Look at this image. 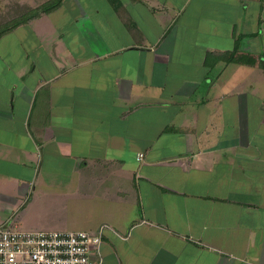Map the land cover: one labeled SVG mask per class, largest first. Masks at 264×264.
Returning <instances> with one entry per match:
<instances>
[{
	"label": "crops",
	"instance_id": "0c3cea01",
	"mask_svg": "<svg viewBox=\"0 0 264 264\" xmlns=\"http://www.w3.org/2000/svg\"><path fill=\"white\" fill-rule=\"evenodd\" d=\"M51 1L0 0L2 21ZM252 7L63 0L2 34L0 225L100 232L102 264H264Z\"/></svg>",
	"mask_w": 264,
	"mask_h": 264
},
{
	"label": "built area",
	"instance_id": "2783aa9c",
	"mask_svg": "<svg viewBox=\"0 0 264 264\" xmlns=\"http://www.w3.org/2000/svg\"><path fill=\"white\" fill-rule=\"evenodd\" d=\"M101 244L100 232L26 231L2 224L0 264H102Z\"/></svg>",
	"mask_w": 264,
	"mask_h": 264
},
{
	"label": "trees",
	"instance_id": "16d2710c",
	"mask_svg": "<svg viewBox=\"0 0 264 264\" xmlns=\"http://www.w3.org/2000/svg\"><path fill=\"white\" fill-rule=\"evenodd\" d=\"M63 0H53L47 4H44L43 6L35 9V10H31L29 11L25 16H23L21 19H17L14 22L10 23L9 25H5L1 32H0V36L12 29H14L15 27H17L18 25L22 24V23H26L29 20H31L34 17H37L38 15H40L41 12H50L54 9H57L61 6ZM241 63H245L248 65H255L257 62V59L251 55H245L243 57H241V59L239 60ZM261 61V65L264 68V59L261 57L260 58Z\"/></svg>",
	"mask_w": 264,
	"mask_h": 264
},
{
	"label": "rangeland",
	"instance_id": "374dc122",
	"mask_svg": "<svg viewBox=\"0 0 264 264\" xmlns=\"http://www.w3.org/2000/svg\"><path fill=\"white\" fill-rule=\"evenodd\" d=\"M250 12H251V16H250L251 19H250V22L248 24L249 25L248 26L249 32L250 33H256L257 32V28H258L259 31H260V34H261V37H260L259 40H252L251 41L250 47L252 48V51H250V54L253 55L254 52H256L257 49L259 48V45H261V44L264 45V14H263V16L261 18V21L259 20L258 24H256V19H254L256 17V15H255L256 13H254V7H252L250 9ZM13 15L14 14L9 15V17H10L9 19L14 18ZM1 17H2V13H1V10H0V32H1L2 28L5 25H7V23H6L7 22L6 21L7 18H5V20L3 22ZM259 25H260V27H259Z\"/></svg>",
	"mask_w": 264,
	"mask_h": 264
}]
</instances>
